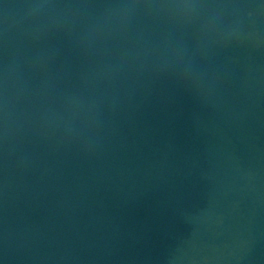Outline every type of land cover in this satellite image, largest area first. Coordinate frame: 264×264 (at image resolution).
I'll use <instances>...</instances> for the list:
<instances>
[{
    "label": "water",
    "instance_id": "obj_1",
    "mask_svg": "<svg viewBox=\"0 0 264 264\" xmlns=\"http://www.w3.org/2000/svg\"><path fill=\"white\" fill-rule=\"evenodd\" d=\"M0 264H264V0H0Z\"/></svg>",
    "mask_w": 264,
    "mask_h": 264
}]
</instances>
